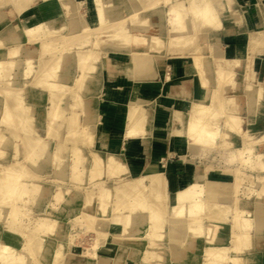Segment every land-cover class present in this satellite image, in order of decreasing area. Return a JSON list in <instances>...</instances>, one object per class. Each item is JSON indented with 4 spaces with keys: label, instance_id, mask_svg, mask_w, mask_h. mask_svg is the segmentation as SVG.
<instances>
[{
    "label": "bare ground",
    "instance_id": "1",
    "mask_svg": "<svg viewBox=\"0 0 264 264\" xmlns=\"http://www.w3.org/2000/svg\"><path fill=\"white\" fill-rule=\"evenodd\" d=\"M56 1L61 12L59 7H52V0H0V163L8 157L5 149H13L10 154L13 162L0 170V222H4L7 230L0 232V264H23L24 256H30L32 264H54V260L59 261L56 256L61 249L64 250L63 260L59 264H191L192 261V264H240L241 259L235 254L242 252L247 256L246 264H250L251 258L256 257L250 254V249L253 247L255 253L264 249V197H261L264 195V152L254 151L249 146L253 143L247 139L251 130L243 129L240 114L243 105L246 106L247 119L252 124L264 111V85L261 80L257 85L248 82L243 84L246 87L242 96H226L227 92L241 88L240 74L249 68L242 66L243 50H235L231 58L217 59L220 51L216 44H205L207 33L220 29L221 14L230 8L232 0H111L112 6H123L116 16L112 15L115 11L106 13L107 4L102 0H93L94 13L88 14L91 23L78 12L77 1ZM160 4L167 8L158 16ZM6 6L10 9L2 11ZM254 10L257 15V8ZM124 13H127L125 19ZM25 14L31 20L28 26L19 19ZM164 16L165 39L161 33H149L150 18L162 20ZM140 31L146 32L147 40L135 34ZM257 36L253 43L264 44V33L258 32ZM25 45L30 47L22 53ZM104 48L129 56L128 68L122 66L116 73L107 74V80L122 83L119 87L123 88L121 103L126 117L123 132L107 133L100 129L99 100L105 96L101 91L105 78L97 71L100 51ZM161 51L190 57L201 87L200 93L191 96L184 90V83L177 84L181 95L189 99H179V106L171 111L164 108L161 92L167 79L162 76L160 82L155 81L159 75L156 53ZM207 51L210 57V53L208 57L204 55ZM21 54L25 58L23 85L40 90L36 95L25 94L29 103L22 96L27 89L17 88L11 78ZM261 60L264 62V57ZM72 66L78 70V75L73 85L67 86V72ZM99 88L96 104L92 95ZM65 97L71 101L67 108L62 106ZM43 99L47 107L41 117L30 100ZM79 108L83 120L79 119ZM182 115H186L184 120ZM174 116L182 126L174 130L171 154H185L190 147L203 151L224 150L221 157L224 162L238 160L240 165L231 171V183L229 171H216L206 165L199 174L200 181L188 180L183 187L169 192L174 181L169 163L164 162L162 170L154 165L143 172L153 137L163 142L161 148L166 151ZM37 119L45 122V139L36 134ZM62 129L65 133L61 135ZM237 137L242 139L244 148H234ZM50 138L56 141L52 150L48 148ZM124 139L133 145L122 153L120 147ZM69 144H72L70 177L76 182L86 176L88 185L92 186L88 189V202L75 211L76 216L59 219L53 214L54 207L66 216L76 207L71 206V210L64 207L73 202L67 199L72 194L58 188L50 194L54 216L46 213L33 222L28 233L24 232L29 228L27 222V229L18 230L24 216L28 215L18 202L37 205L48 196L49 185L37 180L39 171L53 165L58 170L56 174L62 176L65 167L62 154ZM80 145L90 150L88 165ZM21 150L23 162L17 160ZM247 169L256 171V175L246 174ZM243 178L255 184L256 188L248 189V195L244 192L247 196L256 195L251 202L243 203L237 197ZM90 215L96 218V224L90 226L101 225L95 230L92 250L75 254L70 241L66 246L52 242L55 247L51 254L48 247L52 239L62 238L65 229L73 230L86 223ZM228 219L229 244L223 235L216 243L206 242L213 224L222 223L217 225L221 231ZM86 228H91L88 223ZM143 241L147 247L145 256L139 259L134 246ZM182 243L185 250L179 255L177 246L182 247ZM100 248L105 253L102 261L97 258ZM198 250L200 253L196 252ZM188 251L192 255L187 261L179 259ZM129 252L132 259L127 257ZM252 262H258L257 258Z\"/></svg>",
    "mask_w": 264,
    "mask_h": 264
},
{
    "label": "crops",
    "instance_id": "2",
    "mask_svg": "<svg viewBox=\"0 0 264 264\" xmlns=\"http://www.w3.org/2000/svg\"><path fill=\"white\" fill-rule=\"evenodd\" d=\"M40 5H42V3H40ZM230 7L233 10L232 12L239 14L238 18L233 17V13L231 15V12H228V11L222 13L221 14L222 25L220 29H218L217 31L208 32L205 44L207 46L216 44L217 49L220 51V55L216 57L217 59H221L222 57L231 58L235 50L236 51L243 50V56H242V61H241L242 66H244V68L247 65L249 66L248 69L251 71L250 73H252L253 78L255 79L253 81L254 85H257L260 82L261 77H262V85H264V62H262L261 60V57H264V55H262L264 54V49H261V47H256L255 45L251 46V43H253V39H255V37H253L252 34L255 33V35H257L258 32L264 33V0H232L230 3ZM255 7H257V11H258L257 15H256V11L254 10ZM160 9L161 10L164 9V5H162ZM153 18H150L149 20L150 28H154L156 29L158 33H161V34L163 33L162 35H165L166 34L165 16L163 17L162 20L153 19ZM160 24L161 26L163 25L164 27L158 28L157 26H159ZM249 35L251 36L250 38H249ZM256 48L258 51H256ZM165 53L163 51L156 53V55L158 54L157 56L159 57V61L156 63V68L159 71V75L155 79V81H160L162 79V76H165V78L167 79L166 83L161 88V92H162V95H164L163 96L164 97L163 99L164 108L168 111H171V110L177 109V107L180 104L179 102H181L182 99L186 101H188L189 99V97L187 98L181 95L182 90L180 89L179 86L177 87V84L180 85L181 83H184L185 85L184 90H186V92H189V95L191 96L192 95L196 96L198 93H200L201 87L199 85V81L197 78V74H196L197 72L195 71V69H193L194 65L192 64L193 62L190 60V57L186 55L183 57L178 53L174 54L175 52L166 53V54ZM209 53L210 51H207L205 52L204 55L208 57ZM107 54H109V57H108L109 60L100 61L98 64L99 73L103 76V79L105 78L104 79L105 83L103 87L104 89L101 90L105 92V96L103 97V99L99 100V104L101 106L100 116H99L100 129L101 131H104L107 133H109L110 131L123 132L126 130V123H125L126 117L124 113V110H125L124 104L121 103L122 102L121 97H123L121 96L123 95L122 93L123 88L119 87V85H121L122 83L117 84L114 81L107 80V74L109 72L116 73L120 67L128 68L130 66L129 61H128L129 56L125 52H116V53L114 52L113 53L112 50H109ZM210 56H211V53L209 54V57ZM249 56H252V57H249ZM216 58L214 57V60ZM178 63H181V64H178ZM177 70H180L179 73ZM179 74L180 76H178ZM240 82H241L240 83L241 93L239 92L238 94H235L233 96H238V97L242 96V93L245 90V88L243 87L246 85V83L243 82L242 79ZM106 84H108L107 85L108 87L106 86ZM146 86H149V83H147ZM34 91L39 92L40 90H38L37 88H34ZM238 91H240V89ZM231 93L232 92L229 91L227 92V95H230ZM175 94L176 96H174ZM26 99L29 103L28 96H26ZM190 100H192V97L190 98ZM32 105L35 107V109L39 110L40 112H43L42 108L47 106V102L46 100H42L40 103H37V104L32 103ZM246 111H247V108L246 106L243 105V111L241 112L240 115L244 120V125H243L244 130H247L249 126L247 122L248 114ZM119 116H120V119H118ZM181 117H182L181 119H183L185 118V115H182ZM114 118L119 121H116ZM35 124H36L35 128H39L41 129V131H43V124L39 120H35ZM163 124L164 126L166 125V123H163ZM181 126L182 125L180 121L174 116L172 119V126H171L172 129H170V134H169L167 145H166L167 146L166 151H164L163 148H161V145H162L161 143L163 142L159 141L158 138L153 137L150 140L151 149L149 152V159L147 161V165L143 169V172H147L149 171L151 167L155 165L156 169L160 170L159 165L162 162V160H163V164L164 162L166 164L169 163L171 177L174 180L172 187H171L172 191L183 187L186 181L194 180L195 176L202 171L204 166L206 165H210L211 167L213 166L211 163V158L208 157V155L212 151H208V150L203 151L198 147H190L187 149V152L185 154H182V155L171 154L172 151L174 150V145H173L174 135H175L174 130L177 129V127H181ZM244 126H247V128H245ZM259 126L260 127L258 131H253L251 133H261L262 131H264L262 130L264 128H261V125ZM164 130L166 131L167 128L164 127ZM127 141H128L127 139H124L122 141L120 152L123 153V151L126 150L129 145L131 146L133 145L131 142L129 141L127 142ZM241 141H242L241 138H238V137L236 138L237 144ZM51 147L53 146L50 145V149ZM10 152L12 151L8 150L9 154ZM85 153H88V151H85ZM224 163L227 164L226 166H231L233 162L232 163L224 162ZM171 188H169V192H171ZM184 250H185V247L183 243H182V247H181V244L177 246V251L179 255H183ZM196 252L200 253L199 250ZM104 254H105L104 250L100 248L97 254V258L100 261L104 260L105 259ZM127 257L132 259V255L130 252L128 253Z\"/></svg>",
    "mask_w": 264,
    "mask_h": 264
},
{
    "label": "rangeland",
    "instance_id": "3",
    "mask_svg": "<svg viewBox=\"0 0 264 264\" xmlns=\"http://www.w3.org/2000/svg\"><path fill=\"white\" fill-rule=\"evenodd\" d=\"M65 1H67V0H65ZM73 1V0H72ZM78 2L79 4H80V6H79V4H78V6H77V8H78V12L79 13H81V15H83L84 16V19H86L88 22H90V21H92L91 19H90V17H89V15L92 13H94V3H93V0L91 1V0H75L74 2ZM111 0H102V3H104V4H107V5H105V8H106V13H113L114 11H115V13L114 14H112V15H114V16H116V14L119 12V10H121L122 8H123V6L122 5H119V6H117V7H115V6H112L113 4H109V2H110ZM125 1H128V0H125ZM52 2H54V3H52V7L53 6H55L54 8H57L58 9V7H59V4H58V1H56V0H52ZM57 2V3H56ZM37 3H39L40 4V1H37ZM109 5V6H108ZM111 5V6H110ZM128 5H130L129 4V2H128ZM162 5H164V4H160V6L159 7H162ZM109 8V9H108ZM167 8V5H164V9H162V11L163 10H165ZM257 8V7H256ZM2 9V11H5V10H8V9H10V7H8V6H6V7H2L1 8ZM60 12H61V8L59 7V9H58ZM108 11H110V12H108ZM160 11V12H159ZM158 11V16L160 15L161 16V14H159V13H161V9ZM228 12H231V15H232V13H233V17H235V18H238V16H239V14H237V13H235V12H232L233 10H232V8L230 7L228 10H227ZM258 12V11H257ZM89 14V15H88ZM127 13H124V19L127 17V15H126ZM93 17H94V15H93ZM19 19H20V21L22 22V24L24 25V26H28L30 23H31V20H29L28 19V16H26V14L25 15H22V16H19ZM94 20V19H93ZM91 23V22H90ZM167 23V22H166ZM166 25V24H165ZM221 25H222V21H221ZM160 26V25H159ZM221 27V26H220ZM151 30L149 31V33L150 34H158V32L156 31V29H154V28H150ZM135 34H138V35H140V36H144V38H146V40H147V37H145V35H146V32L145 31H140V32H138V33H135ZM163 34V33H162ZM165 34V33H164ZM253 37H258L257 35H253ZM163 38L165 39V38H167V36H166V34L165 35H163ZM149 39V38H148ZM252 41V40H251ZM214 45V44H213ZM252 45H255L256 47H261L262 49H264V47H262V45H264V44H254V43H251V46ZM30 46L29 45H25L24 47H23V49H22V53L25 51V49H27V48H29ZM103 50V51H102ZM101 51H100V54H101V56H100V61H108L109 60V55L107 54V52L109 51V49L107 48H104V49H102ZM103 53H104V56H103ZM108 55V56H107ZM24 54H21V56H20V58L18 59V64H17V66L14 68V70L12 71V76H11V78L13 79V81H14V83H15V86L17 87V88H21V87H24L25 89H27V90H25V91H23V92H25V93H23L22 94V96L26 99V96H25V94H30V95H36L37 93H39V92H35L34 91V87H32V86H24L23 85V82H24V80H23V77H22V74H23V68H24ZM156 61L158 62L159 61V57L156 55ZM34 63H35V61H34ZM14 72V73H13ZM78 70L75 68V66H72L69 70H68V72H67V75H68V77H69V79H68V83H67V86H71V85H73V82H74V80L76 79V77H77V75H78ZM159 72V71H158ZM251 71L249 70V69H247L246 70V72L245 71H242L241 72V74H240V81H241V79L243 80V82H245V83H248V82H251V83H253V81L255 80L254 78H253V75H252V73H250ZM97 74L100 76L101 74L99 73V70L97 71ZM247 74V75H246ZM251 74V75H250ZM246 75V76H245ZM249 75L250 76H252L251 78H252V80L249 78ZM73 76V77H72ZM158 77V76H157ZM245 77H247V79L245 78ZM161 81V80H160ZM160 81H158V82H160ZM261 81H262V77H261ZM246 87V86H245ZM244 88V87H243ZM39 90V89H38ZM239 90V89H238ZM237 89H233L232 90V93L230 94V96H232V95H235V94H238L239 92H241V88H240V91H238ZM98 91V92H97ZM100 92V88L98 89V90H96L94 93H93V95H92V98L94 99V101H95V103L97 104V101H98V95H97V93H99ZM226 96H229V95H227L226 94ZM43 100H45V99H43ZM30 102H31V105H32V103L33 104H37L38 102H41V101H36V100H30ZM70 99H68V97H65L64 99H63V101H62V106L63 107H65V108H67L68 106H70ZM33 106V105H32ZM46 107L47 106H45V107H43L42 108V111L43 112H40L39 111V114H40V116L42 117L43 115H44V111L46 110ZM78 112H79V119L80 120H83V117H82V115L80 114L81 113V109L79 108L78 109ZM68 112L66 111V114H67ZM188 112H186L185 114H187ZM262 113H264V111H262ZM262 113H260V115L258 114L256 117H255V121H254V123H249L248 122V119H247V122H248V124H249V126H248V129H250L251 131L249 132V134H248V140L252 143V144H250L249 146H251V147H253L254 148V151L256 150V151H261V152H264V131H262L261 133H251V132H253V131H258L259 130V125H261L262 126V128H264V114H262ZM186 116V115H185ZM37 120H39L42 124H43V131H41V129H39V128H36V134L40 137V138H42V139H45V122H44V120L43 119H37ZM244 125V120H243V124H242V126ZM93 126H94V124H93ZM245 128H247V126H244ZM247 129V130H248ZM262 130H264V129H262ZM7 132V131H6ZM65 133V131H64V129H62L61 130V135L62 134H64ZM262 138V139H261ZM17 139V140H16ZM261 139V140H260ZM242 140V139H241ZM255 140H257V141H255ZM14 141H15V143H18V138H15L14 139ZM49 142V144H48V148H49V150H52V148L53 147H51V149H50V145H52V146H54V144L56 143V141L54 140V139H52V138H50L49 140H48ZM257 143V144H256ZM122 144V143H121ZM237 144V143H236ZM233 145L234 146V148H240V149H242V148H244V146H242L243 145V143L242 142H239L237 145ZM254 145V146H253ZM79 146V145H78ZM80 147H81V149H82V151H83V154L86 156L85 158H86V164L88 165L89 164V159H90V157H91V153H90V150L88 149V148H86V146H81L80 145ZM65 148H66V152H64L63 154H62V156H63V163H65V167H64V174L62 175V176H59V175H57L56 174V172L58 171H56V167L55 166H51V165H49V166H47V167H44L43 168V170L40 172L39 171V176H37L38 178H37V180L39 179L41 182H43V183H45L47 186L49 185V189H50V191L48 192V196H46L44 199H42L37 205L36 204H34V203H31V202H26L25 204H23L22 202V204H20V202H18L19 204V206H21V207H24L25 208V210H27L28 211V215H26V217L24 216V222H23V224H20V225H22L23 227H26V228H23L22 226L21 227H19L18 228V230L19 229H21L22 231L23 230H25V229H27L28 227V229L26 230V231H24V232H29L28 230L32 227V225H33V222H35L37 219H39V218H41V217H43L44 215H46V213H49V215L50 216H54L55 215V217H57V218H59V219H65V218H69V217H73V216H76V213H75V211H77L81 206H83V204L84 203H87L88 202V198H89V194H90V192L88 193V189H91V185H88V180H87V178H86V176H83V178H81L80 180H78V181H76V182H74V181H72V179H71V177H70V173H71V170H70V165H71V160H72V153H71V148H72V144H69V145H66L65 146ZM233 148V147H232ZM6 151V153H8V150H11L12 152H10V154H12L13 153V149L12 148H10V147H8V148H6L5 149ZM235 150V149H234ZM233 150V151H234ZM85 151H88V153H85ZM23 151L21 150V152H20V155L17 157V160L19 161V162H23V153H22ZM224 150L222 151V150H220V149H217V148H215L209 155H208V157L209 158H211V163H212V167H213V169H215L216 171H222V172H224V173H226L225 171H229L228 172V176H229V183H231L232 181H233V174H232V170L233 169H235V168H239V162H238V160H236V161H234L232 164H231V166H226V164L223 162V160H222V155L224 154ZM9 153H8V157L6 158V160H4L2 163H0V170L2 169V167L4 166V165H8V164H10V163H12L13 162V159H12V155H10ZM22 154V155H21ZM90 156V157H89ZM56 168V169H55ZM159 169L160 170H162L163 169V161L160 163V165H159ZM249 171H250V173H249ZM38 172V171H37ZM245 173L246 174H251V175H256V171H254V170H245ZM200 174V173H199ZM199 174H197L196 176H195V181H200V178H199ZM198 176V177H197ZM245 177H246V175H245ZM244 179V181H243V183L240 185V188H239V190H238V192H237V194L239 195H237V197H238V199H240L241 198V201L243 202V203H245V201L246 202H251L252 200H253V198H256L255 196L256 195H252L251 194V196L249 195V196H247L248 195V193H249V191H248V189H250L251 187H254V188H256L255 187V184H249V182H248V179L247 178H243ZM112 183H110V185H111ZM251 186V187H250ZM172 187V184H171V186H170V188ZM58 188H61V189H64V190H68V191H70L68 194H72V195H70L69 196V198H67L68 199V201H73V202H71V204L68 202V201H66V202H68V206H65L64 205V207H67V209H69L70 208V210L73 208V207H76L75 209H74V212H72V213H70L69 215H63V211L61 210H59L58 209V207H54V208H56L55 210V212H53L54 211V209H53V207L51 206V195L52 194H54L55 192H56V190L58 189ZM247 188V189H246ZM258 189V188H257ZM256 189V190H257ZM171 191H172V188H171ZM240 191V192H239ZM248 191V192H247ZM172 192H174V190L172 191ZM230 192V196L232 197V194H231V191H229ZM243 192V193H242ZM244 192H246V194L244 193ZM51 194V195H50ZM243 194V195H242ZM229 196V201H228V203L230 204V200L232 199L231 197ZM245 196V197H244ZM254 196V197H253ZM253 197V198H252ZM261 197H264V195H261ZM90 198H92L91 196H90ZM258 199L260 198V197H257ZM242 199H245V200H242ZM258 199H256V201L258 200ZM71 206H73V207H71ZM188 207V206H187ZM251 209H252V206L250 207ZM52 209H53V211H52ZM31 210V211H30ZM188 210H189V207H188ZM59 213H58V212ZM52 212H53V214H52ZM56 212L58 213L57 215H56ZM62 212V213H61ZM61 213V214H60ZM27 216H28V221H27ZM204 217V216H203ZM96 219V218H95ZM95 219H94V216H92V215H90L89 216V218H88V220H87V222L86 223H83L81 226L79 225V226H77L75 229H65L64 230V234H63V237L62 238H57V237H54L52 240L53 241H51L50 242V246L48 247L49 248V251L51 252V254H54V247H55V243H52V242H56V243H61L62 245H65L66 246V244L70 241V243L72 244V252L73 253H75V254H82V253H87V252H90V250H92V248H93V245H94V243H95V238H96V232H95V230L97 229V228H100V226L101 225H98L97 224V228L96 227H94V226H90L89 224H96L95 223ZM231 219V218H230ZM230 219H228V220H226L225 221V224H224V228L221 230V231H218V229H217V225H218V227L222 224V223H220V222H215L214 224H213V226H212V230H211V233L208 235V236H206L205 237V241L206 242H209V243H216L218 240H219V237L221 236V235H223L224 237H226L227 239H228V244H229V238H230V235H228V233H229V230H228V226L230 225ZM26 220V221H25ZM206 220V219H205ZM204 220V221H205ZM29 221H31V222H29ZM72 221V220H71ZM25 222H27L28 223V225H27V223H25ZM68 222H70V220H68ZM206 222V221H205ZM32 223V224H31ZM87 223H88V226L89 227H91V228H86V225H87ZM208 223V222H207ZM30 224V225H29ZM70 224V223H69ZM72 224V223H71ZM4 222L3 221H1L0 222V232L2 233H6V231L7 230H5L6 228L4 227ZM28 227H27V226ZM105 225V224H104ZM19 226V225H18ZM67 227V226H66ZM95 229H94V228ZM20 230V231H21ZM21 231V232H22ZM24 232H22V233H24ZM252 232V230H250V233ZM8 233V232H7ZM27 233H24V234H27ZM22 238H24V237H22ZM68 241V242H67ZM57 245V244H56ZM135 247V249L136 250H138V254H137V258H139V259H141V257H143V256H145L144 254H145V249H146V247H147V243H146V241H143V242H141L140 244H138L137 246H134ZM65 248V247H64ZM48 251V250H47ZM49 251H48V253H49ZM60 252V255H58V256H56V258H59V261H57V260H54V264H59V262H61V260H63V254H61V253H63L64 252V250H60L59 251ZM97 252H99V250L97 251ZM97 252H96V254H97ZM256 252V250L252 247L251 249H250V254H255L256 255V257H252L251 258V261H249V263L250 264H264V262H262V260H264V257H262V256H264V249H262V250H258L257 251V253H255ZM186 254L183 256V257H181V258H179V259H181L182 261H187L188 260V257H190V255H192V253L191 252H185ZM49 256H50V254H48ZM55 256V255H54ZM235 256H237L238 258H240L241 259V261H239L240 262V264H246V262H247V256H246V254L244 253V252H242V253H238V254H235ZM25 257V260H24V263L23 264H32L34 261L33 260H31V257L30 256H24ZM30 258V259H29ZM255 258H257V261L258 262H252L253 260L255 261ZM191 261V260H190ZM189 261V262H190ZM39 262V261H38ZM41 263V262H40ZM193 263V261L191 262V264ZM226 264H231V263H226Z\"/></svg>",
    "mask_w": 264,
    "mask_h": 264
}]
</instances>
